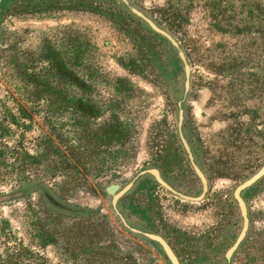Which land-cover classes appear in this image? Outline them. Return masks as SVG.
<instances>
[{
  "label": "rangeland",
  "instance_id": "1",
  "mask_svg": "<svg viewBox=\"0 0 264 264\" xmlns=\"http://www.w3.org/2000/svg\"><path fill=\"white\" fill-rule=\"evenodd\" d=\"M196 2L0 0V264H264V55Z\"/></svg>",
  "mask_w": 264,
  "mask_h": 264
},
{
  "label": "trees",
  "instance_id": "2",
  "mask_svg": "<svg viewBox=\"0 0 264 264\" xmlns=\"http://www.w3.org/2000/svg\"><path fill=\"white\" fill-rule=\"evenodd\" d=\"M195 1H197L196 4L201 3L203 9L206 11L207 25L210 30L222 34L234 35L238 39H241V41L244 40L245 37L259 39V43L261 45L260 52L264 55V0H257L255 6H250L252 4L251 0H240L239 6L241 7V9L236 14L228 13L227 10L224 9L225 6L232 7L233 5H225L223 4V0H184L186 5L183 9H187L186 14L188 13V8H191L194 5ZM245 7L246 9L244 10V12L246 11V14L242 15V13H244L242 9ZM130 10H132L139 18L144 19V21L155 33L161 34L171 43H177L178 46H180V61L183 64V68L185 69V71L187 73L191 72L190 55L186 51L181 38L175 33L182 31V28L185 26L188 17L184 14L182 16L173 15L172 17H166L167 21H157L155 19L153 20L144 17L138 10L134 9L133 7H130ZM254 22L256 27L252 29L250 26H248V24H252ZM174 35L178 38H176ZM261 54L259 55L260 57ZM70 80H72V82H76L77 79L74 77V75H72V77H70ZM70 102H72L71 104L73 106V112H71L73 120L79 119V117L83 114L91 116L89 112L94 111H89V106L83 107L84 101H82V99H74L72 97ZM115 132H117L116 129H114L113 127H109L108 129H105L103 133L107 138L113 140L114 138H116ZM152 172L156 173V170H152ZM48 199L51 200V203L57 204V201H55L54 198L49 196ZM166 255L168 256L167 253Z\"/></svg>",
  "mask_w": 264,
  "mask_h": 264
},
{
  "label": "water",
  "instance_id": "3",
  "mask_svg": "<svg viewBox=\"0 0 264 264\" xmlns=\"http://www.w3.org/2000/svg\"><path fill=\"white\" fill-rule=\"evenodd\" d=\"M263 173H264V168H263L261 171H259V173H258L257 175H255V177H254L251 181H248L245 185L250 184L252 181H254L255 179H257V178H258L259 176H261ZM117 188H118L117 185H111L110 187H108L107 190H108L109 193H113V191L116 190ZM239 189H240V187L237 189V191H236V195H237ZM19 194H20L19 192H16V193H14V194H12V195H0V202L5 201V200H7V199H9V198H11V197H17ZM239 202L241 203V200H239ZM241 211H242V216L245 218V213H246V211H245V208L243 207L242 204H241ZM246 225H247V221H246V219H244V229H243V232H244V230H245V228H246ZM148 236H149L150 238H153V239L159 241V242L164 246V248H165V250H166V253L168 254V256H169L170 260L172 261V263H173V264H178L176 258H175L174 255L172 254V252L166 247V245L160 240V238H158V237H156V236H152V235H148Z\"/></svg>",
  "mask_w": 264,
  "mask_h": 264
}]
</instances>
